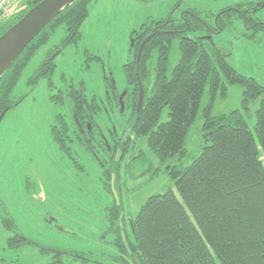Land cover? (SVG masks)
Instances as JSON below:
<instances>
[{"label": "trees", "instance_id": "1", "mask_svg": "<svg viewBox=\"0 0 264 264\" xmlns=\"http://www.w3.org/2000/svg\"><path fill=\"white\" fill-rule=\"evenodd\" d=\"M40 1L35 0L20 15L0 23V36ZM90 1L79 0L65 8L0 77V115L5 109L8 113L28 97V94L16 96L22 76L35 54L48 45L57 32L64 35L63 48L79 42L80 27L88 16ZM247 4L246 12L252 11L254 1ZM246 12L238 17L245 18L244 25L255 31L264 30V22L256 23ZM233 18H236L235 10H226L217 17V25L223 31L232 25ZM177 36L180 58L174 66L169 62V43L158 48L157 38L152 39L143 52L144 57L149 54V58L152 52L158 53L157 78L149 88L134 125L132 147L129 145L125 151L129 156L125 171L122 174L120 165L110 170L100 168L102 190L111 197L109 182L110 174L114 173L115 189L120 198L125 172H132L145 161H142V147L160 162L174 157L181 161L186 156L189 129L199 115L203 121L200 130L204 145L188 166L166 168L178 195L168 190L145 201L130 222L133 241L125 232L124 218L121 219L127 249L118 227L123 202L120 199L117 207L111 201L107 223L115 234L112 246L117 256L113 261L133 264L132 257L135 256L140 264H264V88L254 79L236 72L227 62L226 55L212 44ZM54 68L52 63H47L46 56L25 85L27 88L34 86L40 78H46L51 91L50 103L61 105V91L54 92L51 79ZM234 85L244 88L243 112H248L249 104L262 97L255 113V133L246 125L240 110L217 116L211 114L217 96H226L227 87ZM205 92L206 101L202 104ZM72 94L67 96L68 100H75ZM165 110L168 120L159 123ZM53 121L58 122L57 117ZM54 125L47 129L50 141L59 151L64 150L59 139L66 130L57 133ZM85 154V158H89ZM81 168L78 165L74 170ZM143 173L145 171L136 178ZM4 238L0 237V264L11 261V249L15 263L20 264L19 253L26 248L25 242L21 238L12 241ZM33 251L36 264L47 263V255L51 256L49 264H103L95 261L93 254H64L41 248L37 243ZM32 260L30 253L28 261ZM35 260L30 264H35Z\"/></svg>", "mask_w": 264, "mask_h": 264}, {"label": "rangeland", "instance_id": "2", "mask_svg": "<svg viewBox=\"0 0 264 264\" xmlns=\"http://www.w3.org/2000/svg\"><path fill=\"white\" fill-rule=\"evenodd\" d=\"M176 1L91 0L88 16L80 27L81 39L77 46L64 49L55 58L53 84L62 88L64 76L65 81L83 83L88 96L91 92L97 93L98 88L102 90L99 64L91 58L99 48L109 56L106 59L111 68L109 72L113 73L120 85L121 67L129 58L127 45L131 23L136 25L146 15L166 17L171 12L176 14L185 8L196 10L208 21L211 15L222 8L236 3L246 4L250 0H184L179 9L173 10ZM256 6L252 9V17L258 22H264V6L258 9ZM63 36L57 32L48 45L35 54L16 92V96L28 94V97L11 109L0 123V205L19 226L20 233L41 247L64 254H93V259L100 263L119 264L113 261V257L117 256L112 246L115 234L109 230L106 221L109 200L97 180V165L79 152L82 159H78L76 164L82 168L74 170L73 164L48 138V125L54 115L63 114L64 111L58 106H50L48 99L51 91L47 79L40 78L34 86L28 88L25 85L46 58L47 52L59 45ZM211 42L226 55L227 62L236 72L254 79L264 88V30L255 31L253 27H246L243 19L233 18L232 25L213 37ZM98 56L101 54L98 53ZM179 58L178 43L173 41L169 51L170 65L174 66ZM243 92L242 86H228L226 96L219 95L215 99L211 114L217 116L240 110L246 125L255 133V113L262 97L249 104L248 112H243ZM206 94L202 104L206 101ZM167 120L165 110L158 122ZM202 122L199 115L190 127L185 142L186 156L181 161L174 157L160 162L147 148L142 147V161H145L132 172H125L119 200L123 202L121 213L124 229L131 241L133 235L130 222L150 196L168 190L178 195L166 168L174 165L186 167L200 153L204 145L200 130ZM98 158L99 163H105L101 154ZM128 158L121 163L122 174ZM143 171L145 173L136 178ZM29 216L31 220H28ZM45 217L56 220L57 228L48 225ZM8 234L7 229L0 226V235L5 237ZM28 254L27 251L19 253L20 264H29L35 260L28 261ZM50 257L47 255V263L44 264L50 263Z\"/></svg>", "mask_w": 264, "mask_h": 264}, {"label": "flooded vegetation", "instance_id": "3", "mask_svg": "<svg viewBox=\"0 0 264 264\" xmlns=\"http://www.w3.org/2000/svg\"><path fill=\"white\" fill-rule=\"evenodd\" d=\"M251 1H254L252 9L255 8L257 4H259V6L257 5L258 7L256 6V8L258 9L264 3V0H250L247 3H252ZM183 2L184 0H177L175 5L173 6V10L179 9ZM247 3L246 7H244L242 3H236L235 5L222 8L214 15H211V19L208 21L204 20L196 10L185 8L183 10L177 11L176 14L175 12H171L166 17L146 15L144 18L140 19L136 25L131 23L128 31L127 45L129 58L121 67L122 80L120 85H118L116 80L114 79L113 73L109 72L111 68L107 64L109 63L108 60H106L109 59V56H107V53L104 50L101 51V49L99 48L96 54L92 55L91 58L96 60L99 64L100 74L102 76L100 82H103V84L101 83L102 90H99L98 88L97 93L91 92V94L88 96L85 93L83 83L77 82L75 84L73 83V81H65V78L63 76L62 88H58L54 85V92L61 91L60 93L62 104L57 105L50 103L49 99L48 102L50 103V106H52V108H56L58 106L64 111V113L54 115L53 120H55L57 117L58 122L52 120L48 127L52 124H55L54 126L56 127L55 130L57 133L61 132L62 130H66L65 133H61V135L63 136L59 139L61 145H64V150H60V152L63 156L67 157L69 162L74 164L73 168H76V166H78L77 164L75 165V163H77V160L81 157L79 152L84 153L83 151H85L86 154H84L87 155L91 161L93 160L95 165H97V180L98 182H100V168L102 170L114 169L116 166H121V163L124 161V159L128 157V155H125V151L129 149V145L130 148L132 147L131 142L134 140L131 135L134 128L133 120L138 104V80L140 81L145 92V103L146 96L150 91L149 88L155 83V80L157 78V68L159 62L157 55L158 53L152 52L150 58L149 54L145 57L143 55L147 44L152 39L157 38V41L159 42L158 48L166 45V43H169V45L171 46L173 41H177V43H179L180 40L177 35H179V37L183 39L197 38L199 40L212 44L211 41L213 37L222 32V28L217 25V17L220 16L222 12L232 9L235 10L236 18H238L240 15H243L247 9H249ZM246 13H249V16L253 21L255 20L252 17V11ZM241 19L244 20L245 18ZM256 23H258V21H256ZM145 40L147 41L145 42ZM62 41L63 39L61 40V42ZM72 46L74 45L66 46L63 48L60 43L59 45L54 47L53 50H49L47 52V63H52L55 67V58L59 56L64 49L70 48ZM75 46H77V44ZM86 50L88 49L86 48ZM140 50L141 52L139 54ZM98 53H100L101 56H98ZM133 81H135V83ZM72 93L74 94L75 100H68L67 96L71 95ZM56 148L57 150H59L58 146ZM100 154L101 157L105 160L104 164L99 163L100 158H98V155L100 157ZM112 174L114 173L110 174V180ZM101 183L102 182H100L102 188L104 187V185ZM114 190L117 195L119 204H116V200L110 188L111 197L107 196L109 205L113 200L116 206L119 207L120 200L115 189V175ZM0 211V226L6 228L9 232V234L5 236L4 240L12 241L13 238H21L25 242L24 245H26V248L22 250L31 253L32 259H34V254L32 253L34 252L33 249L35 250L36 243L29 237L27 238L20 233L19 226L17 227L16 222L12 217L8 215V212L4 208H2L1 205ZM120 215L119 224H121V227L119 228L121 237V232L123 233L121 212ZM48 216H50V214ZM48 218L49 217H45V222L48 224L49 221L53 220V222L49 223L48 225L57 228L58 223L54 221V219ZM28 220H31L30 216ZM13 253L14 252H12L11 249V261L7 264H17L13 259Z\"/></svg>", "mask_w": 264, "mask_h": 264}, {"label": "water", "instance_id": "4", "mask_svg": "<svg viewBox=\"0 0 264 264\" xmlns=\"http://www.w3.org/2000/svg\"><path fill=\"white\" fill-rule=\"evenodd\" d=\"M77 1L79 0H41L37 5L29 9L27 13L18 22H16L13 26H11L8 30H6L0 36V77L8 70V68L24 51V49L36 38L37 35H39V33L54 18H56L65 8L69 7L70 5H72ZM262 6H264V4ZM146 41L147 40H145V42ZM140 52L141 50L139 51V54ZM138 84H139L138 104L135 112V117L133 120V126L137 122L138 117L141 113L144 103V95H145V92L139 80H138ZM6 111L7 109H5L1 113L0 122L2 121ZM110 188L116 200V204L118 205L119 204L118 198L114 190V174L111 175ZM119 223H120V218H119ZM119 226L121 227V224H119ZM121 238L125 248L127 249V245L125 243L124 235L122 232H121ZM41 248H45V247H41ZM132 262L133 264H140L139 260L135 256L132 257Z\"/></svg>", "mask_w": 264, "mask_h": 264}, {"label": "built area", "instance_id": "5", "mask_svg": "<svg viewBox=\"0 0 264 264\" xmlns=\"http://www.w3.org/2000/svg\"><path fill=\"white\" fill-rule=\"evenodd\" d=\"M35 0H1L0 1V23L12 17L20 15L27 10L28 6Z\"/></svg>", "mask_w": 264, "mask_h": 264}, {"label": "crops", "instance_id": "6", "mask_svg": "<svg viewBox=\"0 0 264 264\" xmlns=\"http://www.w3.org/2000/svg\"><path fill=\"white\" fill-rule=\"evenodd\" d=\"M1 1V0H0Z\"/></svg>", "mask_w": 264, "mask_h": 264}]
</instances>
